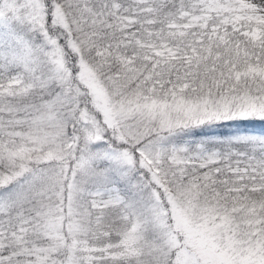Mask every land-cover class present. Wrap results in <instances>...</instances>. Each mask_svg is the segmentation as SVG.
I'll return each mask as SVG.
<instances>
[{
    "label": "snow or ice",
    "instance_id": "snow-or-ice-1",
    "mask_svg": "<svg viewBox=\"0 0 264 264\" xmlns=\"http://www.w3.org/2000/svg\"><path fill=\"white\" fill-rule=\"evenodd\" d=\"M0 264H264V0H0Z\"/></svg>",
    "mask_w": 264,
    "mask_h": 264
}]
</instances>
